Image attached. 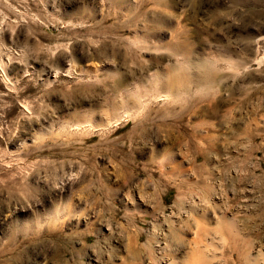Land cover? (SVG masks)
<instances>
[{
	"label": "rangeland",
	"instance_id": "rangeland-1",
	"mask_svg": "<svg viewBox=\"0 0 264 264\" xmlns=\"http://www.w3.org/2000/svg\"><path fill=\"white\" fill-rule=\"evenodd\" d=\"M198 263L264 264V0H0V264Z\"/></svg>",
	"mask_w": 264,
	"mask_h": 264
},
{
	"label": "bare ground",
	"instance_id": "bare-ground-1",
	"mask_svg": "<svg viewBox=\"0 0 264 264\" xmlns=\"http://www.w3.org/2000/svg\"><path fill=\"white\" fill-rule=\"evenodd\" d=\"M173 69H174V68H173ZM176 70H177V68H176ZM176 70H173V71H172V72H173L172 75H171V76L173 77V79H172V80H173V81H172V84L175 85V84L178 83V84H181V85H182V84H183L182 82L184 81L183 77H184V75H186V73L181 77L180 74H179ZM175 71H176V72H175ZM184 78H185V77H184ZM185 79H186V78H185ZM166 96H167V95H166ZM155 97H156V96H155ZM156 98H157V97H156ZM156 98H155V100H156ZM160 98H161V97H160ZM151 101H152V100H151ZM217 190H218V189H217ZM221 195H222V194H221ZM203 203H204V202H203ZM219 206H220V205H219ZM220 209H221V208H220ZM221 211H222V210H221ZM224 214H225V213H224ZM222 217H223V216H222ZM227 217H228V216H227ZM222 220H223V219H222ZM220 221H221V220H220ZM232 222H233V221H232ZM217 223H218V222H217ZM219 223H220V222H219ZM219 226H220V225H219ZM229 227H230V226H229ZM212 242H213V241H212ZM212 242H211V243H212ZM206 243H207V241H206ZM212 244H213V243H212ZM199 245H200V244H199ZM206 246H207V245H206ZM196 248H197V247H196ZM203 248H204V247H203ZM193 249H194V248H193ZM199 250H200V249H199ZM201 250H202V249H201ZM201 250H200V251H201ZM193 251H194V250H193ZM197 251H198V250H197ZM203 251H204V250H203ZM199 253H200V252H199ZM202 253H203V252H202ZM202 253H201V254H202ZM205 253H206V252H205ZM195 255H196V254H195ZM198 255H199V254H198ZM205 256H206V255H205ZM203 257H204V256H203ZM204 259H205V258H204ZM197 260H198V259H197ZM202 260H203V259H202ZM198 264H199V263H198ZM201 264H202V263H201Z\"/></svg>",
	"mask_w": 264,
	"mask_h": 264
}]
</instances>
